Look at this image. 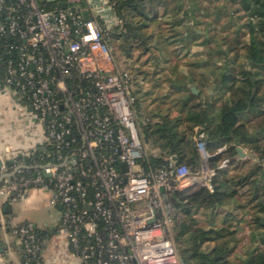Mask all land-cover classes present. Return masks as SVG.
I'll list each match as a JSON object with an SVG mask.
<instances>
[{
	"label": "built area",
	"instance_id": "2783aa9c",
	"mask_svg": "<svg viewBox=\"0 0 264 264\" xmlns=\"http://www.w3.org/2000/svg\"><path fill=\"white\" fill-rule=\"evenodd\" d=\"M43 2L53 1L0 0V91L44 134L32 150L5 147L0 156V231L19 242L23 264H49L37 227L13 226L4 212L38 190L61 208L74 264H186L172 240L169 196L213 191L206 134L194 138L196 171L175 157L146 166L131 78L108 44L121 24L109 1L61 0L53 11Z\"/></svg>",
	"mask_w": 264,
	"mask_h": 264
},
{
	"label": "trees",
	"instance_id": "16d2710c",
	"mask_svg": "<svg viewBox=\"0 0 264 264\" xmlns=\"http://www.w3.org/2000/svg\"><path fill=\"white\" fill-rule=\"evenodd\" d=\"M108 1L121 21L108 44L130 75L141 140L159 150L145 165L160 168L175 157L196 171L194 138L205 133L217 171L213 191L169 196L180 257L186 264H264V0H216L222 3L215 22L203 34L202 5L212 0ZM41 6L53 11L63 4ZM242 224L250 230L246 248Z\"/></svg>",
	"mask_w": 264,
	"mask_h": 264
},
{
	"label": "crops",
	"instance_id": "0c3cea01",
	"mask_svg": "<svg viewBox=\"0 0 264 264\" xmlns=\"http://www.w3.org/2000/svg\"><path fill=\"white\" fill-rule=\"evenodd\" d=\"M89 1V0H88ZM15 97L8 91H0V156L5 147H10L14 153L26 152L44 142V134L38 123L29 122L24 111L14 105ZM25 128V136H18ZM48 207V213L56 223L47 218H32L33 211H39L40 205ZM7 220L13 226L32 223L40 231L44 251L43 258L49 264H74L75 259L67 243L66 236L61 232V208L49 205V196L42 191H32L27 198L17 203L4 206ZM4 245L10 250L6 253L9 264H23L19 242L0 231Z\"/></svg>",
	"mask_w": 264,
	"mask_h": 264
},
{
	"label": "rangeland",
	"instance_id": "374dc122",
	"mask_svg": "<svg viewBox=\"0 0 264 264\" xmlns=\"http://www.w3.org/2000/svg\"><path fill=\"white\" fill-rule=\"evenodd\" d=\"M49 1H56V0H49ZM84 3H86V0H83ZM216 0H212L210 3H207L205 5V7H203L202 5V12L203 14L201 15V17L199 18L200 19V22L202 23L201 26L198 27L197 31L198 33L200 34H203L204 30L206 28H208V25L209 24H214L215 22V11L216 9L215 8H219V5L222 3H215ZM219 27H217L219 30H220V26L218 24ZM213 33V31H212ZM196 50H201L200 48H196ZM136 119H137V123L139 125V118L137 117V114H136ZM25 128L24 130L22 129L21 131H19V134H17L18 136H25ZM146 151H147V155L148 157H151V156H157L159 154V150L157 148H155L154 146H152L151 144L147 145L146 146ZM247 158V157H246ZM43 204L40 205V210L38 211H33L32 212V218L36 217L38 219L40 218H47L49 219V222L52 223H56L55 219L53 217L50 216V214L48 213V207H43ZM204 214V213H203ZM203 214H200V220L202 221L203 224H205L204 222V216ZM249 234H250V230L248 228V226H246V224H242L241 225V230L239 232V238L241 239V247H245L248 245V242H249ZM0 258H3L2 255H0ZM4 259V264H9L8 260H6L5 258Z\"/></svg>",
	"mask_w": 264,
	"mask_h": 264
},
{
	"label": "water",
	"instance_id": "95a60500",
	"mask_svg": "<svg viewBox=\"0 0 264 264\" xmlns=\"http://www.w3.org/2000/svg\"><path fill=\"white\" fill-rule=\"evenodd\" d=\"M64 7H66V6H64ZM84 17L85 18H88L89 17V14L88 13H85L84 14ZM192 91L195 94H199V91L195 87L192 88ZM237 151H238V154H239V157L240 158H243V159L246 158L247 154H246V152L242 148H238ZM124 167H125V170H126L127 168H126V165L125 164H124ZM162 192H164V190H162ZM9 250H10V247L9 246H5L2 238L0 237V255L6 257V253ZM0 264H4V259L3 258H0Z\"/></svg>",
	"mask_w": 264,
	"mask_h": 264
}]
</instances>
